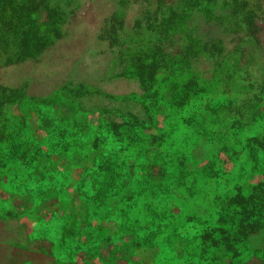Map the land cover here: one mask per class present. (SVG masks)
Here are the masks:
<instances>
[{
    "label": "rangeland",
    "instance_id": "obj_1",
    "mask_svg": "<svg viewBox=\"0 0 264 264\" xmlns=\"http://www.w3.org/2000/svg\"><path fill=\"white\" fill-rule=\"evenodd\" d=\"M196 1L11 0L1 12L12 61L0 64V112L11 108L0 129L18 133L11 149H56L61 141L40 129L23 136L21 116L33 120L34 104L65 85L135 90L131 81L106 78L111 60L127 53L149 78L145 103L160 105L135 134L142 169L127 183L140 200L126 215L142 222L143 243L157 246L158 264H264V220L246 246L228 236L240 232L229 214L239 217L245 201L264 195V0ZM18 41L26 43L19 53ZM99 102L96 94L82 100ZM159 150L173 161L158 164ZM124 173L114 168L106 183Z\"/></svg>",
    "mask_w": 264,
    "mask_h": 264
},
{
    "label": "crops",
    "instance_id": "obj_2",
    "mask_svg": "<svg viewBox=\"0 0 264 264\" xmlns=\"http://www.w3.org/2000/svg\"><path fill=\"white\" fill-rule=\"evenodd\" d=\"M132 63L127 53H120L106 67V78L131 81L135 90L97 91L95 107L115 106L118 98L127 100L125 110L144 117L135 107L141 108L140 101L147 98L148 88L140 80L147 76L138 61ZM93 128L82 132L83 137L93 134ZM76 156L71 151L51 154L46 164L55 171L50 174L29 169L5 174L0 184V264H158L157 246L143 243L142 222L126 215L133 204L128 205L126 190L90 183V174L75 164Z\"/></svg>",
    "mask_w": 264,
    "mask_h": 264
},
{
    "label": "trees",
    "instance_id": "obj_3",
    "mask_svg": "<svg viewBox=\"0 0 264 264\" xmlns=\"http://www.w3.org/2000/svg\"><path fill=\"white\" fill-rule=\"evenodd\" d=\"M201 2V0H197L195 2V4L197 3L196 6H201ZM10 3L11 0H0L1 66L9 64L12 61L11 57L5 54L7 53V47H10V37L1 30V28L7 29L6 26L9 24V17L6 15L5 17H1V12L7 13L6 5H10ZM26 6L27 5H23L21 8L25 10ZM32 35L34 37L36 36L35 39H37L36 30L32 31ZM18 37L22 40L25 39L23 31L20 32V36ZM18 44L17 52L19 53L24 45V47H26V43L22 44V41H18ZM140 80L142 83L145 82V84H142V86L144 85L143 87L149 84L148 77L144 79L141 78ZM7 89L8 88H3L1 90L7 93L9 92ZM96 92V89L92 90V88L84 84H76L73 86L65 85L60 89L58 94L55 93V95L53 94L48 98L38 100L36 104H34L36 114L34 112H30L33 116V120H29L28 118L26 119L21 116L23 136L26 134L28 136L35 137L37 129H43V134H45L46 139L61 141V143L54 144L58 146L56 149L52 148L46 150V152H41L39 151V146L36 144H34V150H31L28 146L21 150H17L16 148L13 149L12 146L11 149L8 147L10 140L15 138L18 133H13L12 131L8 132L1 128L0 184L3 179L6 178L5 174L13 170L22 171L29 169L32 173L41 171L50 174L55 171V168L46 164L48 157H50L51 154L62 156L63 154L65 155L66 152L68 153L71 151L74 157L78 155L76 156L77 161L75 164L81 166L83 171H85L86 174L89 173L90 177H92L89 179L90 183L99 188L113 189L114 187L116 190L118 189V185L121 183L123 184L122 189H130L129 193L131 191V195L127 197V200L129 201L127 202L128 205L134 201L137 202V200H140L133 198L132 196L133 194H136V192L138 193V191H135V189H133L130 185L127 186L130 176L135 178L142 169V162L137 161L136 159V157L142 156L140 153L143 149L139 148V143H142V137L140 135L135 136V134H143V128L148 125L152 117L157 116V111L160 105L158 103H145V100L140 101L144 117L133 114L132 112H129V110L127 111V109L125 110L127 100L124 101L118 98H115L117 104L111 107H95L96 105L87 107L83 105V98L92 96L96 94ZM55 97L56 99H54ZM107 98L110 99L112 97ZM124 104L125 106H123ZM4 105L7 108H11V105H8L7 103ZM7 108L0 112V116L8 114L10 109ZM33 108L26 110L29 112L32 111ZM112 116L113 119L111 118ZM115 117L120 118V120H114ZM93 124L94 131L91 132L94 134V142H91L92 144H90L89 141L83 137V135L88 133L91 125ZM84 131L85 134L82 133ZM128 135H130L129 138L131 137V141H127ZM106 138L109 139V143L104 141ZM100 144L103 145L101 146ZM123 152L125 153L123 154ZM154 154H156L157 160H159L158 164L160 165L166 166L168 162L173 161L172 157L164 159V155L160 150L156 151ZM188 159L193 161L191 155H189ZM15 160H20V163L14 165ZM114 168L121 171L122 174H126L124 172L129 170L130 175L125 178L122 177L123 175H118L116 182L106 183L108 179H111L109 176L113 173ZM127 192L128 191H126V193ZM257 196H251L248 201H245V203L241 205V210L239 211H242V215L239 217H236L238 215L237 212L235 217L233 213L229 214V223L233 224L236 222L235 225L240 227V232L233 233V231L231 232V235H228L234 243L246 246L247 235L253 229L254 224H259V222L264 220V195H261L259 198ZM220 255L225 254L221 253Z\"/></svg>",
    "mask_w": 264,
    "mask_h": 264
}]
</instances>
